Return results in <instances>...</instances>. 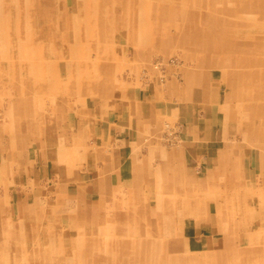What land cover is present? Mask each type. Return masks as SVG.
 <instances>
[{"label": "rangeland", "instance_id": "rangeland-1", "mask_svg": "<svg viewBox=\"0 0 264 264\" xmlns=\"http://www.w3.org/2000/svg\"><path fill=\"white\" fill-rule=\"evenodd\" d=\"M0 264H264V0H0Z\"/></svg>", "mask_w": 264, "mask_h": 264}, {"label": "bare ground", "instance_id": "bare-ground-1", "mask_svg": "<svg viewBox=\"0 0 264 264\" xmlns=\"http://www.w3.org/2000/svg\"><path fill=\"white\" fill-rule=\"evenodd\" d=\"M228 9V8H227ZM226 12V11H225ZM104 109V108H103ZM80 118V117H79ZM36 131V130H35ZM120 131V130H119ZM127 131V130H126ZM87 138V137H86ZM32 164V163H31ZM187 166V165H186Z\"/></svg>", "mask_w": 264, "mask_h": 264}]
</instances>
